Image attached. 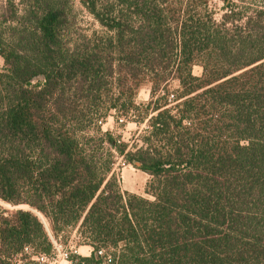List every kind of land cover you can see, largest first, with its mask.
Returning a JSON list of instances; mask_svg holds the SVG:
<instances>
[{
	"label": "trees",
	"instance_id": "16d2710c",
	"mask_svg": "<svg viewBox=\"0 0 264 264\" xmlns=\"http://www.w3.org/2000/svg\"><path fill=\"white\" fill-rule=\"evenodd\" d=\"M81 1L100 30L74 0H0V200L29 207L0 204V264H42L76 227L92 252L74 264H264V0L219 17L213 0ZM110 116L146 123L142 144ZM116 156L153 199L122 190Z\"/></svg>",
	"mask_w": 264,
	"mask_h": 264
},
{
	"label": "rangeland",
	"instance_id": "374dc122",
	"mask_svg": "<svg viewBox=\"0 0 264 264\" xmlns=\"http://www.w3.org/2000/svg\"><path fill=\"white\" fill-rule=\"evenodd\" d=\"M3 1L5 2L6 0ZM13 1L16 3L19 9L22 8L20 0ZM246 2H249V0H239L240 4H245ZM213 6L217 13V17H219L224 11L223 0H213ZM74 8L80 13L79 27L81 29H83L87 33H91L93 29H101L100 25L96 24L93 17L83 8L81 0H74ZM3 65L4 60L0 56V70L3 68ZM201 71L202 69L199 66H196L194 68L195 74H200ZM178 88L179 83L177 81H172L169 86L168 97L171 101H173V104H175L174 100ZM149 99L150 86L144 85L139 91L137 102L147 103ZM146 128V123L138 124L134 121H128L125 125H120L115 121L114 117L110 116L104 122L102 130L104 132L108 130L114 132L115 136L118 139L129 144V149H134L136 144H142V141L140 140V134H142ZM113 173L117 177L123 191H129L131 193L153 199V196L147 193V184L150 180V175L137 168L134 164L126 161L123 156H116ZM0 204L7 209H17L20 207L29 208L28 206H12L8 203L3 202L2 200H0ZM60 238L61 239L56 242V253H54L52 258H49L45 261L46 264H69L67 261L68 255L78 254L82 256L88 255L91 252V247L85 243V239L80 234L78 227L70 229L67 233L62 234ZM17 262V264H21L22 260H17Z\"/></svg>",
	"mask_w": 264,
	"mask_h": 264
},
{
	"label": "built area",
	"instance_id": "2783aa9c",
	"mask_svg": "<svg viewBox=\"0 0 264 264\" xmlns=\"http://www.w3.org/2000/svg\"><path fill=\"white\" fill-rule=\"evenodd\" d=\"M51 237H52V240L54 242V252L52 253V255L38 254L36 256L37 261L42 263V264H46L45 261L49 258H52L54 253H56V247H57L56 242L59 241V239H55V237L52 235H51ZM88 246H90V245H88ZM26 251L29 253H32L34 251V249L32 247L28 246V247H26ZM91 252H92V247H91ZM91 252H90V254H91ZM99 253L105 256L104 257L105 258V264H112V256L109 253H107L106 250H100ZM90 254L82 255V256H89ZM67 259H68L67 261L69 264H74V261L71 259V255H68Z\"/></svg>",
	"mask_w": 264,
	"mask_h": 264
},
{
	"label": "water",
	"instance_id": "95a60500",
	"mask_svg": "<svg viewBox=\"0 0 264 264\" xmlns=\"http://www.w3.org/2000/svg\"><path fill=\"white\" fill-rule=\"evenodd\" d=\"M137 165H140V163H139V162H137Z\"/></svg>",
	"mask_w": 264,
	"mask_h": 264
}]
</instances>
